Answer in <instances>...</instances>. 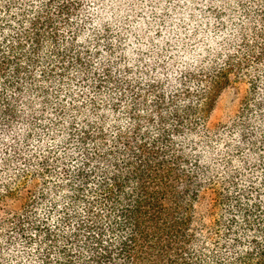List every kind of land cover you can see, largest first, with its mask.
Instances as JSON below:
<instances>
[{
	"label": "trees",
	"instance_id": "trees-1",
	"mask_svg": "<svg viewBox=\"0 0 264 264\" xmlns=\"http://www.w3.org/2000/svg\"><path fill=\"white\" fill-rule=\"evenodd\" d=\"M0 264H264V0H0Z\"/></svg>",
	"mask_w": 264,
	"mask_h": 264
},
{
	"label": "rangeland",
	"instance_id": "rangeland-1",
	"mask_svg": "<svg viewBox=\"0 0 264 264\" xmlns=\"http://www.w3.org/2000/svg\"><path fill=\"white\" fill-rule=\"evenodd\" d=\"M241 98L242 96L238 95L237 92H225L216 103L211 113L210 121L216 123L220 120H224L227 116L236 113L240 107ZM40 212L43 213L42 210ZM70 221H72L71 218Z\"/></svg>",
	"mask_w": 264,
	"mask_h": 264
},
{
	"label": "clouds",
	"instance_id": "clouds-1",
	"mask_svg": "<svg viewBox=\"0 0 264 264\" xmlns=\"http://www.w3.org/2000/svg\"><path fill=\"white\" fill-rule=\"evenodd\" d=\"M201 51H202V49H201Z\"/></svg>",
	"mask_w": 264,
	"mask_h": 264
}]
</instances>
